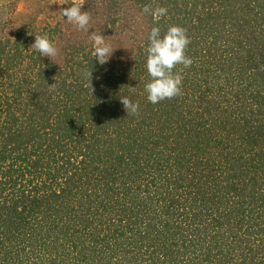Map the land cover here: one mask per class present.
<instances>
[{"label":"trees","instance_id":"obj_1","mask_svg":"<svg viewBox=\"0 0 264 264\" xmlns=\"http://www.w3.org/2000/svg\"><path fill=\"white\" fill-rule=\"evenodd\" d=\"M80 4L75 41L62 16L0 28V264H264V0ZM154 26L186 29L193 60L155 105ZM92 32L114 51L103 66ZM44 34L52 59L28 51Z\"/></svg>","mask_w":264,"mask_h":264},{"label":"clouds","instance_id":"obj_2","mask_svg":"<svg viewBox=\"0 0 264 264\" xmlns=\"http://www.w3.org/2000/svg\"><path fill=\"white\" fill-rule=\"evenodd\" d=\"M82 7L81 4L74 3L71 6L63 7L60 12L67 22L74 24L80 30L88 32L91 17L87 11H82ZM167 13L168 9L165 7L152 9L146 5L142 9V14H151L154 22L161 17H166ZM90 37L93 41L92 50L95 61L103 66L112 57L114 52L112 46L102 34L92 32ZM190 42L186 29L180 26H170L163 35H161L159 27L154 26L151 28L146 48V69L150 81L144 85L149 103L155 105L181 94L184 77L181 71L174 72L173 69L177 65H183L184 68H189L192 65L193 60L186 55V49ZM28 51L38 53L41 58L52 59L58 55V48L47 34L35 35L34 42L30 45ZM81 76L85 82L88 80L92 82L93 71H84ZM49 87H54V84ZM130 89L134 90L135 88ZM119 101L128 115L139 113V103L133 102L129 96H120Z\"/></svg>","mask_w":264,"mask_h":264},{"label":"rangeland","instance_id":"obj_3","mask_svg":"<svg viewBox=\"0 0 264 264\" xmlns=\"http://www.w3.org/2000/svg\"><path fill=\"white\" fill-rule=\"evenodd\" d=\"M83 2L84 0H0V28H4L3 34L6 37H13L16 31L26 24L43 27L48 23L53 24L63 20L60 12L63 7L70 6L71 3L80 4ZM63 21L65 25L66 20ZM72 28L74 41L84 37V30L78 29L75 25Z\"/></svg>","mask_w":264,"mask_h":264}]
</instances>
